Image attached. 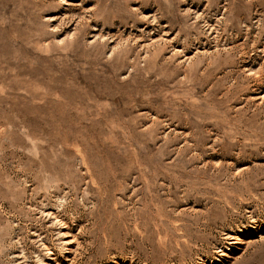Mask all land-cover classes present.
<instances>
[{
    "label": "rangeland",
    "instance_id": "rangeland-1",
    "mask_svg": "<svg viewBox=\"0 0 264 264\" xmlns=\"http://www.w3.org/2000/svg\"><path fill=\"white\" fill-rule=\"evenodd\" d=\"M0 264H264V0H0Z\"/></svg>",
    "mask_w": 264,
    "mask_h": 264
},
{
    "label": "bare ground",
    "instance_id": "bare-ground-1",
    "mask_svg": "<svg viewBox=\"0 0 264 264\" xmlns=\"http://www.w3.org/2000/svg\"><path fill=\"white\" fill-rule=\"evenodd\" d=\"M235 239V238H234ZM239 239V238H238Z\"/></svg>",
    "mask_w": 264,
    "mask_h": 264
}]
</instances>
